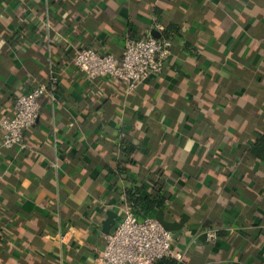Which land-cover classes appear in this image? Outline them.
<instances>
[{
    "label": "crops",
    "instance_id": "obj_1",
    "mask_svg": "<svg viewBox=\"0 0 264 264\" xmlns=\"http://www.w3.org/2000/svg\"><path fill=\"white\" fill-rule=\"evenodd\" d=\"M169 24L170 61L133 92L73 66ZM40 85L23 146L2 147L0 125V264H94L122 207L146 217L126 192L150 179L166 218L188 217L179 264H264V176L240 135L255 107L264 122V0H0V124Z\"/></svg>",
    "mask_w": 264,
    "mask_h": 264
},
{
    "label": "built area",
    "instance_id": "obj_2",
    "mask_svg": "<svg viewBox=\"0 0 264 264\" xmlns=\"http://www.w3.org/2000/svg\"><path fill=\"white\" fill-rule=\"evenodd\" d=\"M172 47L173 42L166 39L127 38L121 58L86 49L78 51L72 63L91 81L116 79L133 92L148 79L162 74L171 59ZM56 83L54 79V87ZM47 92V87L40 85L16 100L13 118L0 124L4 133L2 147L23 146L24 135L36 125L40 100ZM120 213L119 224L106 237L105 247L94 264H157L168 258L181 261V255L173 246V233L157 221L154 213H146V217L140 219L128 205L122 207ZM205 236L210 244L219 238L217 229L205 231Z\"/></svg>",
    "mask_w": 264,
    "mask_h": 264
},
{
    "label": "trees",
    "instance_id": "obj_3",
    "mask_svg": "<svg viewBox=\"0 0 264 264\" xmlns=\"http://www.w3.org/2000/svg\"><path fill=\"white\" fill-rule=\"evenodd\" d=\"M176 29L177 28L173 24H169L167 26L166 32L163 33V37L161 39H166V40H170L174 42V36L172 35V32L173 30H176ZM200 46H202V44ZM198 108L203 110V107H198ZM211 113H214L213 110H211ZM248 115H249L248 119L246 116L243 115V117L245 118V120H247L248 123H247V127L245 126L241 129L240 135L246 138L247 136L250 135V132L253 131L254 137H253V140L250 141V144L249 143L246 144V147H247L246 153H247V156L252 160V162L256 164L257 166H259L260 168L258 170L259 175L261 174L264 176V122L261 120L260 121L258 120L259 114H258V109H256V107ZM216 136L217 134L213 133L209 137L215 138ZM159 186L160 184L150 179L147 182V185L142 186V188L146 189L147 187L148 189L152 190V193H149L148 195L140 197L141 189L135 192L127 191L126 192L127 200L131 204V206L139 213L142 212V213L150 214L156 210H161V208L163 207V204H165V202L167 201V198L166 196H162L159 194L160 192ZM214 223L215 221L206 220L204 222V226L205 228H208L212 226ZM220 229L219 228L217 229L219 238H220V232H221ZM157 264H179V262L176 259L168 258V259H164L160 261Z\"/></svg>",
    "mask_w": 264,
    "mask_h": 264
},
{
    "label": "water",
    "instance_id": "obj_4",
    "mask_svg": "<svg viewBox=\"0 0 264 264\" xmlns=\"http://www.w3.org/2000/svg\"><path fill=\"white\" fill-rule=\"evenodd\" d=\"M154 37L157 38V36ZM156 219L167 231L174 234V239H177L179 236L182 235L188 217L183 216V218L180 221H171L166 218L164 211L160 210L156 215ZM114 226H115V214L110 213L109 219L105 223V232L109 234Z\"/></svg>",
    "mask_w": 264,
    "mask_h": 264
}]
</instances>
